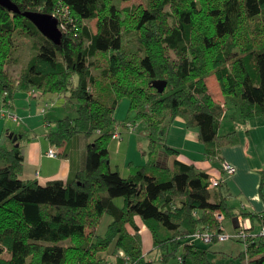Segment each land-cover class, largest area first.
I'll return each instance as SVG.
<instances>
[{"label":"trees","instance_id":"16d2710c","mask_svg":"<svg viewBox=\"0 0 264 264\" xmlns=\"http://www.w3.org/2000/svg\"><path fill=\"white\" fill-rule=\"evenodd\" d=\"M12 1L19 12L0 4V112L17 92L35 88L45 101L57 97L74 110L48 121L52 145L77 135L93 141L75 178L43 185L21 178V139L28 133L19 132V146L6 130L0 134V264H152L137 216L161 261L222 264L210 255L219 241L216 210L264 225V213L235 212L222 182L211 186L206 170L159 158L160 151L178 152L167 143L177 117L197 128L204 154L214 160L241 140L237 130L224 129L226 122L264 118V0H145L125 7L115 0ZM24 12L55 14L61 41ZM95 19L96 29L89 23ZM24 35L35 37L33 53L13 76L7 65L16 62V38ZM214 74L224 103L209 90ZM159 81L166 82L163 91ZM123 98L134 116L124 124L144 120L150 140L147 162L128 177L112 167L109 148ZM205 228L216 232L211 242L193 238ZM236 239L248 243L237 257L264 264V233Z\"/></svg>","mask_w":264,"mask_h":264},{"label":"crops","instance_id":"0c3cea01","mask_svg":"<svg viewBox=\"0 0 264 264\" xmlns=\"http://www.w3.org/2000/svg\"><path fill=\"white\" fill-rule=\"evenodd\" d=\"M207 84L211 93L212 91L216 93V97L213 96L215 100L224 103L225 97L215 74L207 78ZM21 93L26 94L25 98L23 97V100H19L15 96L12 105L8 106V109H12L15 113L21 115L19 116L21 118L19 120L21 121L20 129L13 131L8 128V131L16 134H19L20 131L28 133L25 137V142L22 143L25 160L21 178L25 181L38 180L43 185L56 179L69 181L75 178L78 172L86 167L88 144L93 141V138L77 135L68 140L63 146L52 145L48 138V121L50 122L70 114L71 108L64 101L59 99L57 101L56 97V101L54 100L55 105L44 115L41 112L45 101L44 98L32 100L28 98L31 96H29L27 91ZM34 102L36 105H34ZM127 103L129 106V101ZM21 106L24 109H21ZM0 115L2 116V114ZM2 117L4 118V116ZM5 117L15 121L13 118ZM135 126V130H131L128 124H124V130L119 126L118 129L122 132V140L113 138L112 143L109 145L112 167L118 169L126 177L134 172L135 165H143L148 159L149 150L143 151V153L141 151L138 152L137 146L140 150H144L145 145L141 142V139L135 140L134 138L136 137L135 134L138 133L141 137L145 136L144 139L149 144L147 124L143 127V131L138 129L137 124ZM39 129H43V132H39ZM224 129L237 130L241 140L238 144L222 147L220 150L222 160H214L204 154L203 144L199 140L197 128L187 127L185 120L182 117H177L170 125L167 143L178 150V152L168 155L164 151H160L159 158L170 166L173 165L175 159H179L206 170L213 178H223L221 184L223 193L228 197V201L235 212L245 211L263 214L264 118L255 117L246 122H226ZM4 132L5 129L0 134ZM50 148L57 150L58 155L56 157H51L47 154ZM222 161L232 163L236 167L235 173L231 175L224 173ZM240 218V215L235 216L232 218V224L230 222L229 224H224L225 231L235 233L239 229ZM136 221L140 226V232L144 240V253L147 257L149 250H156L153 244V234L141 217L137 216ZM142 224L144 225L142 226ZM249 225L253 226L249 230L252 235L260 233L263 226L259 221H252L250 218ZM212 249L215 252H211L210 255L214 259L220 256H230L232 259L234 256L233 251H228L221 247L215 248L214 244ZM239 254L240 252L236 255L238 256Z\"/></svg>","mask_w":264,"mask_h":264},{"label":"rangeland","instance_id":"374dc122","mask_svg":"<svg viewBox=\"0 0 264 264\" xmlns=\"http://www.w3.org/2000/svg\"><path fill=\"white\" fill-rule=\"evenodd\" d=\"M115 2L120 6V7H125V6H131L133 4H139V3H145V0H130V1H120V0H115ZM64 15L65 16H69V11L65 10L64 11ZM90 25L96 29V19L89 21ZM62 30V29H61ZM34 38L35 37H30V36H17L16 38V51H15V57H17L16 62L8 64L7 65V69L10 72V74H12L13 76H18L20 74V71L22 70V68L26 65V63L29 61L32 53H33V49H32V45L34 43ZM135 48H137V45H134ZM21 92H25L24 90H21L19 92H17L16 97L19 98V100H23V97L25 98L26 94L25 93H21ZM213 96L216 97V93L212 91ZM21 98V99H20ZM29 99L32 100H36L37 98L35 97H28ZM28 99V100H29ZM129 99L128 98H123L121 100V103L116 111V118L120 124V128L122 130L125 129L124 127V123L127 122L128 117H131L133 119V114L129 113V106H128V102ZM34 105H36V103L34 102ZM21 109H24L21 106ZM2 111H11L13 113H15L12 109H2ZM2 111L0 112V114L2 113ZM71 114H74V110L70 109ZM18 116V119L20 120L21 118L19 116H21L19 113H15ZM18 120V121H19ZM13 121L12 119L6 118V117H2L0 115V133L5 129L7 132L8 128H11L13 131H18L20 129L19 125L21 123V121ZM128 124V123H127ZM133 124H137V127L140 131H143V127L146 125V122L144 120H137L135 121V123L133 122ZM135 126V125H134ZM130 128V127H129ZM136 128V126H135ZM11 129H9L10 131H12ZM39 132H43V129H39ZM10 133V132H9ZM8 133V134H9ZM136 137L135 140H137L138 138L141 139V142L145 145L144 150H140L137 146V150L138 152L141 151V153H143V151H147L149 150V144L148 141L144 137H141V135H139L138 133L135 134ZM10 138V137H9ZM11 139V138H10ZM12 140V139H11ZM25 137L23 139H21L22 143L25 142ZM122 140V139H121ZM7 143H9L7 140H5ZM112 143V142H111ZM137 152V153H138ZM124 153V152H122ZM119 203L122 204L121 201H119ZM215 215V214H214ZM216 217V215H215ZM240 219H242L243 221L246 222H242L243 223V228L245 229H241L240 230H244L245 233H249V230H251V228H249V217H244L242 215H240ZM224 219H225V225L226 224H232L233 220L232 218H227L225 213H224ZM239 219V226H240V222L241 220ZM144 224H142L143 226ZM248 225V226H247ZM247 226V227H246ZM264 225L262 226L263 229ZM240 228V227H239ZM247 228V229H246ZM249 228V229H248ZM263 233V232H262ZM245 239V238H244ZM219 240V239H218ZM214 247L215 248H223V249H227L228 251H233L234 256L231 257L230 256H220L217 257L216 260H218L219 263L222 264H247V261L240 259L239 257H236L238 252H241L242 250L246 249L245 247H248V243L247 242H242L241 240H237L236 238H232L229 240H219L218 243H214ZM5 256H9L8 252L5 253ZM113 256V255H112ZM115 260V257H112ZM147 258L150 259L152 261V264H180L178 262V260H171L169 262H163L160 260V253L156 250H149L147 252Z\"/></svg>","mask_w":264,"mask_h":264},{"label":"built area","instance_id":"2783aa9c","mask_svg":"<svg viewBox=\"0 0 264 264\" xmlns=\"http://www.w3.org/2000/svg\"><path fill=\"white\" fill-rule=\"evenodd\" d=\"M60 23H61V21H60ZM61 27H62V25H61ZM28 94L31 97L40 98L41 92L38 89L32 88V89L28 90ZM54 105H55L54 100L44 101V104L41 108V112L44 114L48 109L52 108ZM1 114L4 117L8 116L10 118H13L15 121L19 120L18 116L11 111H2ZM128 125H129L131 130H135V126L133 123H129ZM113 138L121 140L122 139V132H120L119 130L115 131V133L113 134ZM47 154L51 157H56L58 155L57 150L55 148H50L48 150ZM222 170L224 173L231 175V174L235 173L236 167L228 161H222ZM211 180H212L211 186L214 187V186L219 185L223 181V178L222 179L212 178ZM215 215H216V218H217L219 225H220L219 226L220 232L217 235V238L219 240L225 241V240H229L232 238H245L247 236L248 233H245L244 230H240L241 227H242V229H245V228H243L244 225L242 222H246V221H243L242 219H240L241 220L240 226H239L240 228L235 233H230V232L225 231V225H224L225 219H224V213L222 212V210H216ZM251 227L252 226L249 225V228H251ZM262 232L264 233V227L261 230V233ZM215 235H216V232L211 231L209 228H205L202 230H198L194 234L193 238L194 239H201L205 242H211L213 240V238L215 237ZM121 254H123V252H121ZM126 264H131V263L127 261Z\"/></svg>","mask_w":264,"mask_h":264},{"label":"water","instance_id":"95a60500","mask_svg":"<svg viewBox=\"0 0 264 264\" xmlns=\"http://www.w3.org/2000/svg\"><path fill=\"white\" fill-rule=\"evenodd\" d=\"M0 4L6 6L12 11H20L18 5L12 0H0ZM24 15L29 17L37 25L41 32L47 37L55 42L61 41L63 32L59 26L60 21L57 16L42 12H24ZM165 85L166 82H155V86H157L160 91H163L165 89ZM9 137L13 140L14 143H16V146L20 145V143L17 142L20 137L19 134L10 132Z\"/></svg>","mask_w":264,"mask_h":264}]
</instances>
